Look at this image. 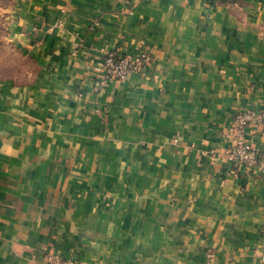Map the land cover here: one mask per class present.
<instances>
[{"label": "crops", "instance_id": "crops-1", "mask_svg": "<svg viewBox=\"0 0 264 264\" xmlns=\"http://www.w3.org/2000/svg\"><path fill=\"white\" fill-rule=\"evenodd\" d=\"M0 264H264V169L224 133L264 102V0H11ZM151 54L124 80L103 56ZM246 135L264 163V131Z\"/></svg>", "mask_w": 264, "mask_h": 264}, {"label": "built area", "instance_id": "built-area-1", "mask_svg": "<svg viewBox=\"0 0 264 264\" xmlns=\"http://www.w3.org/2000/svg\"><path fill=\"white\" fill-rule=\"evenodd\" d=\"M151 59L152 56L148 52L134 55H117L114 51L107 52L103 56L106 77L124 80L130 72L144 69ZM250 127L264 131V102L257 109L242 108L234 114L230 126L224 133L227 140L226 153L233 163L248 170L264 169L258 149L247 138L246 130ZM212 256V253H208L204 264H211ZM46 262L47 264H77L74 257L64 258L57 253H47Z\"/></svg>", "mask_w": 264, "mask_h": 264}, {"label": "rangeland", "instance_id": "rangeland-1", "mask_svg": "<svg viewBox=\"0 0 264 264\" xmlns=\"http://www.w3.org/2000/svg\"><path fill=\"white\" fill-rule=\"evenodd\" d=\"M10 3L11 0H0V74L15 72L21 61L13 46L5 42L7 22L3 14V8Z\"/></svg>", "mask_w": 264, "mask_h": 264}]
</instances>
